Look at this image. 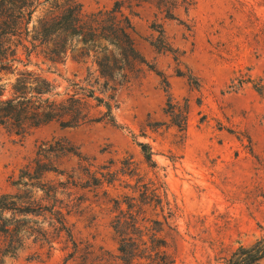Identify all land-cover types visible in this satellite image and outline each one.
I'll return each mask as SVG.
<instances>
[{"label": "rangeland", "instance_id": "obj_1", "mask_svg": "<svg viewBox=\"0 0 264 264\" xmlns=\"http://www.w3.org/2000/svg\"><path fill=\"white\" fill-rule=\"evenodd\" d=\"M78 1L89 14L116 0ZM122 12L143 61L95 93L110 103L115 123L104 116V106L85 98L81 113L87 117L75 126L51 121L22 134L2 129L0 195H30L18 180L35 181L27 175L48 168L43 186L56 187L69 204L67 220L81 253L91 246L116 254L111 221L118 200L124 210L127 203L134 204L132 212L142 206L141 224L167 219L162 235L174 264H233L238 248L264 243V0H195L173 18L149 3L124 0ZM88 65L68 54L51 70L77 83L70 94L80 98L81 88L94 81ZM48 76L57 79V92L69 83ZM168 103L186 111L184 133L173 125ZM138 143L150 147L155 167ZM144 183H163L156 207L141 204ZM34 194L47 205L41 191ZM3 221L14 232L0 233V264H77L67 256L73 246L65 235L51 247L37 235L14 241L17 226L50 230L48 213L21 215L16 208L3 212ZM11 242L17 251L10 252ZM252 264H264V256Z\"/></svg>", "mask_w": 264, "mask_h": 264}, {"label": "trees", "instance_id": "obj_2", "mask_svg": "<svg viewBox=\"0 0 264 264\" xmlns=\"http://www.w3.org/2000/svg\"><path fill=\"white\" fill-rule=\"evenodd\" d=\"M131 1L136 5L149 3L164 18H173L174 11L179 8L187 11L195 0H128L129 4ZM123 2L116 0L109 9L86 14L78 0H0V131L5 129L22 134L28 128L51 121H57L63 127L75 126L87 117L81 113L85 98H93L104 106L107 110L104 116L115 123L110 103L95 93L108 89V78L114 74L124 77L136 60L143 61L135 47L133 24L122 12ZM68 54L79 64H89L86 66L87 76L94 77L92 83L87 82V86L81 88L80 98H72L70 94L74 91L70 87L77 83H71L57 70H51L63 63ZM49 74L69 82L62 92L56 91L59 87L57 79H50ZM100 78L105 79L101 85ZM98 86H102V90ZM168 105V113L174 117L173 125L184 133L186 111L174 104ZM138 145L147 165L155 167L150 147L145 143ZM129 169L130 176L137 170L136 167ZM26 171L30 172V167ZM46 171L50 169L43 168L35 178L27 175L35 181L18 180V185L30 189V195L22 198L0 195V233L10 236L14 232L6 221L1 222V214L5 211L17 208L21 215L48 213L52 218L49 224L52 231L38 229L35 233L31 228L17 226L15 234L18 238L14 241L21 243L27 236L37 235L39 241L51 247L57 238L65 235L73 246L67 256L77 260V264H174L167 240L162 235L167 219L147 218L141 224L138 214L142 206L138 205V209L132 212L134 204L127 203L124 210L118 200H114L118 214L111 221L117 239L116 254L101 248L95 252L91 246L81 253L67 220L69 204L58 198L56 187L43 186ZM91 173L89 170V177L98 180ZM105 180L96 183V187ZM106 183L110 181L106 180ZM159 187L164 189L163 183L158 187L153 183L142 184L141 204L159 205ZM36 191L46 196L47 205L41 204L42 197L37 198ZM9 244L10 252L17 251L14 242ZM236 255L233 264H252L264 256V243L258 240L251 247L238 248Z\"/></svg>", "mask_w": 264, "mask_h": 264}]
</instances>
